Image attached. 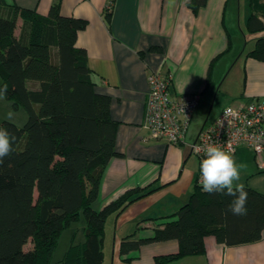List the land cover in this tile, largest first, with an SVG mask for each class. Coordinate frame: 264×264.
Returning a JSON list of instances; mask_svg holds the SVG:
<instances>
[{"label": "trees", "instance_id": "16d2710c", "mask_svg": "<svg viewBox=\"0 0 264 264\" xmlns=\"http://www.w3.org/2000/svg\"><path fill=\"white\" fill-rule=\"evenodd\" d=\"M205 1L190 0L188 6L196 13ZM111 4L105 9L107 26ZM248 7L246 31L263 32L264 0H248ZM86 26L84 19L62 15L59 0L45 16L0 0V86L7 87L3 97L27 114L21 127L0 122L14 137L12 151L0 162V264H49L59 235L80 215L84 241L71 243L60 264H102L107 216L144 196L132 198L135 190L101 210L93 208L106 165L121 154L115 149L110 98L95 91L87 53L76 46L77 33ZM245 57L264 62V36ZM243 187L247 213L237 215L229 207L232 195L195 184L188 201L160 218L150 237L121 240L123 264L147 243L177 242L176 254L156 258L162 264L203 254L206 236L227 247L259 241L264 193Z\"/></svg>", "mask_w": 264, "mask_h": 264}, {"label": "crops", "instance_id": "0c3cea01", "mask_svg": "<svg viewBox=\"0 0 264 264\" xmlns=\"http://www.w3.org/2000/svg\"><path fill=\"white\" fill-rule=\"evenodd\" d=\"M4 1L45 16L55 0ZM109 2L112 10L107 26L104 16ZM189 2L59 0L62 15L87 21L77 33L76 46L86 51L94 89L110 98V117L117 122L115 149L121 156L106 165L93 208L101 210L131 191L138 192L132 198L144 194L107 216L102 264L107 242L110 264H123L125 257L119 253L123 238L150 237L153 228L163 222L160 218L188 201L199 170L190 144L201 128L227 105L264 100V62L245 57L264 31L250 34L245 30L248 6L240 19L237 1L228 9L229 0H206L196 13ZM153 47L159 51H149ZM158 70L171 74L173 96L199 94L179 145L151 138L145 127L148 75ZM247 149L238 146L232 154L240 166L233 187L243 185L264 193V154L256 158ZM203 243V254L162 264H264V229L255 243L227 247L212 236L204 237ZM177 251V242L167 240L143 244L128 256L132 257L130 264H156V258Z\"/></svg>", "mask_w": 264, "mask_h": 264}, {"label": "built area", "instance_id": "2783aa9c", "mask_svg": "<svg viewBox=\"0 0 264 264\" xmlns=\"http://www.w3.org/2000/svg\"><path fill=\"white\" fill-rule=\"evenodd\" d=\"M171 80L170 73L150 71L144 123L151 138L179 145L197 108L199 94L173 96ZM209 144H216L231 155L238 146H246L256 158L263 155L264 100L253 98L239 105H227L215 120L205 124L190 144V153L198 158L199 164ZM195 184L202 186L200 168Z\"/></svg>", "mask_w": 264, "mask_h": 264}, {"label": "clouds", "instance_id": "9594fccd", "mask_svg": "<svg viewBox=\"0 0 264 264\" xmlns=\"http://www.w3.org/2000/svg\"><path fill=\"white\" fill-rule=\"evenodd\" d=\"M7 94V87L0 86V97ZM11 118L13 113L8 112ZM12 137L9 130L0 126V162L13 149ZM202 188L206 192L226 191L234 199L230 202V209L234 214L244 215L247 213V192L243 185H237L234 190V181L239 179L240 166L234 157L216 144H209L199 164ZM238 193V194H237Z\"/></svg>", "mask_w": 264, "mask_h": 264}, {"label": "rangeland", "instance_id": "374dc122", "mask_svg": "<svg viewBox=\"0 0 264 264\" xmlns=\"http://www.w3.org/2000/svg\"><path fill=\"white\" fill-rule=\"evenodd\" d=\"M234 1H237L239 4V13L237 8V14H240V19H242L243 15L245 16L247 4V0H229V6L228 9L234 5ZM244 3V4H243ZM246 6V7H245ZM249 8V7H248ZM242 27V24H241ZM18 30V29H17ZM16 30V31H17ZM246 30V29H245ZM228 66V70L229 71ZM234 71V70H233ZM233 71L230 72V74L233 73ZM2 83V79L0 77V85ZM12 112L13 115L11 118L8 117V112ZM27 118V114L25 110L18 106L14 107L11 100H8L4 98L3 96L0 97V122L3 120L9 121L11 123H14L18 127L23 126ZM246 148V146H245ZM248 150V149H247ZM249 151V150H248ZM249 155L252 156L250 152H248ZM83 227H84V219L82 215L79 216V218L72 222L69 227L65 228L62 233L59 235L56 245L51 253L49 264H60V261L63 259L66 251L68 250L71 243L74 245H80L84 241V234H83ZM107 248H105V260L104 264H110V258H111V251L109 250V243L107 242ZM26 247H30L28 244ZM25 247V248H26Z\"/></svg>", "mask_w": 264, "mask_h": 264}]
</instances>
